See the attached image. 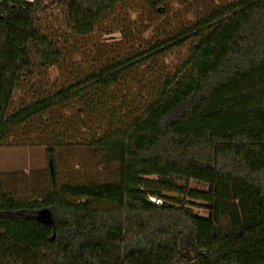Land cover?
<instances>
[{
	"label": "trees",
	"instance_id": "16d2710c",
	"mask_svg": "<svg viewBox=\"0 0 264 264\" xmlns=\"http://www.w3.org/2000/svg\"><path fill=\"white\" fill-rule=\"evenodd\" d=\"M176 1L0 0V139L48 143L52 171L61 148L84 151L80 181L0 191V264H264V0L184 8L191 23L168 19ZM131 3L160 19L153 39L82 47ZM49 69L65 82L33 91ZM170 179L207 186L188 193L205 217L164 194L184 192Z\"/></svg>",
	"mask_w": 264,
	"mask_h": 264
},
{
	"label": "rangeland",
	"instance_id": "374dc122",
	"mask_svg": "<svg viewBox=\"0 0 264 264\" xmlns=\"http://www.w3.org/2000/svg\"><path fill=\"white\" fill-rule=\"evenodd\" d=\"M32 1V0H25ZM47 3L50 0H46ZM232 2L236 0H177L169 14L168 19L172 18L184 19L186 23H191L193 20V15L189 12H183L184 8L190 9L191 12L199 11L202 9L203 5L207 2ZM153 21L156 22L153 24ZM160 21L158 18L151 16L144 5L131 3L124 6H121L109 19L106 23L102 24L101 27L97 30V33L89 43H83L82 47L88 49L89 51L94 50V45H104L107 49H104L108 52H111L113 49L118 52H126L130 46L136 45L138 41H149L152 38L151 29H155L156 24ZM152 22V23H151ZM151 25L149 29L146 30L147 25ZM130 29L131 36L128 39L127 45H116L120 43L122 39L120 30L121 29ZM153 39V38H152ZM96 42V44H95ZM111 50V51H109ZM185 54V48L182 47H172L167 51L162 57V61L166 65H173L176 63L183 55ZM76 62L79 61V57H75ZM43 77V78H42ZM65 82V81H64ZM60 76L57 75L54 69H49L46 76H40L39 80H34L32 82L33 91L38 87H41L44 84H47V89L51 93L54 86H59L64 83ZM31 85V84H30ZM24 90V91H23ZM31 91H28L26 88L17 92L13 96L14 107L15 104H18L20 98L25 94H29ZM44 95V94H39ZM50 95V94H49ZM32 97V95H31ZM38 94L34 95L33 98L37 99ZM13 105L11 106V108ZM32 137H36L35 135ZM14 136H10L7 139H0V191L13 195L18 200L29 199L37 194L47 192L51 188V177H53L54 182L67 181H80V176L82 170L79 166L72 164V155L71 154H84V151L80 149H75L73 151L60 150L62 153V158L66 160L67 169L61 170L57 167L56 170L52 171L49 168L51 163L47 161L46 156V147L48 143L38 144L30 143L25 139L23 144H18L14 141ZM23 136L18 135L16 140L22 139ZM51 143H49L50 145ZM59 152V153H60ZM97 178L104 179L106 171L98 170ZM156 181V178H149ZM159 182V180H157ZM167 183H171L176 187L184 189V192H164L165 195L173 197L177 202L187 205L192 208L195 213L200 217H205L207 212L201 208L202 202L198 200L191 199L188 197L189 191H201L207 192L208 188L206 185L195 181H184L169 180ZM150 201V199H149ZM151 202V201H150ZM160 203V201H159Z\"/></svg>",
	"mask_w": 264,
	"mask_h": 264
},
{
	"label": "water",
	"instance_id": "95a60500",
	"mask_svg": "<svg viewBox=\"0 0 264 264\" xmlns=\"http://www.w3.org/2000/svg\"><path fill=\"white\" fill-rule=\"evenodd\" d=\"M34 219L37 222L43 223L45 225H50L52 223L51 215H50L49 211L46 209L40 210L37 213V216L34 217ZM51 240H53V236H52Z\"/></svg>",
	"mask_w": 264,
	"mask_h": 264
},
{
	"label": "built area",
	"instance_id": "2783aa9c",
	"mask_svg": "<svg viewBox=\"0 0 264 264\" xmlns=\"http://www.w3.org/2000/svg\"><path fill=\"white\" fill-rule=\"evenodd\" d=\"M150 199V201L152 202V203H154V204H159V201L158 200H156V199H154V198H149Z\"/></svg>",
	"mask_w": 264,
	"mask_h": 264
}]
</instances>
